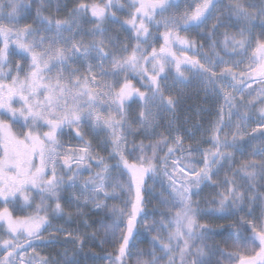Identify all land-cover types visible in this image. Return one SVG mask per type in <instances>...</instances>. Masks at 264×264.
<instances>
[{
	"label": "snow or ice",
	"instance_id": "6c2138e0",
	"mask_svg": "<svg viewBox=\"0 0 264 264\" xmlns=\"http://www.w3.org/2000/svg\"><path fill=\"white\" fill-rule=\"evenodd\" d=\"M0 204V264H264V0H0Z\"/></svg>",
	"mask_w": 264,
	"mask_h": 264
},
{
	"label": "trees",
	"instance_id": "16d2710c",
	"mask_svg": "<svg viewBox=\"0 0 264 264\" xmlns=\"http://www.w3.org/2000/svg\"><path fill=\"white\" fill-rule=\"evenodd\" d=\"M68 140H70L71 138L66 137ZM103 155H107L106 153H102ZM206 194V193H205ZM157 204V201L153 200L151 204L147 205V208L149 210H151L155 205ZM3 205L0 204V208H2ZM16 215H19V213H15ZM151 219V217L149 218ZM219 223H227V221H219ZM54 224H58V225H63L64 227L68 228L70 231L75 230L76 228L80 227L79 222L77 221L76 223H65L63 220H57L54 221ZM80 231L83 232L84 229L82 227H80ZM217 239H222V238H217ZM63 247V245H57L55 248V252H58L59 250H61V248ZM91 248L94 252L98 253L101 256H104L106 253H110L113 252V248L114 245L109 243V244H105L103 245V247L99 246L98 244L94 243V242H89L88 245H86L85 251L88 250V248ZM140 247L145 248L148 247V244L145 243H141ZM50 251H53L51 248L47 247L42 254L46 255L48 254ZM55 252H53V254H55ZM89 264H91V262H89ZM95 264H108V263H104L101 260H98L95 262Z\"/></svg>",
	"mask_w": 264,
	"mask_h": 264
},
{
	"label": "rangeland",
	"instance_id": "374dc122",
	"mask_svg": "<svg viewBox=\"0 0 264 264\" xmlns=\"http://www.w3.org/2000/svg\"><path fill=\"white\" fill-rule=\"evenodd\" d=\"M183 34V33H182ZM190 55H191V53H189ZM134 83H136L135 81H134ZM137 87H139V84L137 83V85H136ZM253 87H255V85H253ZM64 139L67 141L68 139L66 138V137H64ZM72 143L73 144H75L76 143V141H72ZM207 146V145H206ZM85 175H87V173H85ZM9 207H11V206H9ZM19 215H22V213H19ZM53 229H49V231H52ZM45 236L47 235V233H45L44 234ZM6 239L8 238V237H5ZM36 248H37V251L38 252H41V254H42V252L47 248L45 245H43V244H40V245H37L36 246ZM30 251V250H29ZM102 262H104V263H108L106 260H101Z\"/></svg>",
	"mask_w": 264,
	"mask_h": 264
},
{
	"label": "crops",
	"instance_id": "0c3cea01",
	"mask_svg": "<svg viewBox=\"0 0 264 264\" xmlns=\"http://www.w3.org/2000/svg\"><path fill=\"white\" fill-rule=\"evenodd\" d=\"M187 2H188V3H191V2H192V0H187ZM2 205H3V204H2Z\"/></svg>",
	"mask_w": 264,
	"mask_h": 264
}]
</instances>
